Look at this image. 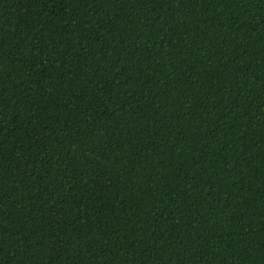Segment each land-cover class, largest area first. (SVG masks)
Here are the masks:
<instances>
[{"label": "trees", "instance_id": "16d2710c", "mask_svg": "<svg viewBox=\"0 0 264 264\" xmlns=\"http://www.w3.org/2000/svg\"><path fill=\"white\" fill-rule=\"evenodd\" d=\"M0 264H264V0H0Z\"/></svg>", "mask_w": 264, "mask_h": 264}]
</instances>
